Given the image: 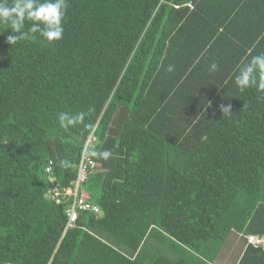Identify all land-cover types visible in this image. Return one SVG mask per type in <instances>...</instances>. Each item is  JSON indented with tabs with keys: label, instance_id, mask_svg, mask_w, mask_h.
Returning <instances> with one entry per match:
<instances>
[{
	"label": "trees",
	"instance_id": "obj_1",
	"mask_svg": "<svg viewBox=\"0 0 264 264\" xmlns=\"http://www.w3.org/2000/svg\"><path fill=\"white\" fill-rule=\"evenodd\" d=\"M63 24L14 47L0 24V264H214L232 231L264 235V100L234 83L264 0H68ZM90 136L112 152L79 186L100 211L69 222Z\"/></svg>",
	"mask_w": 264,
	"mask_h": 264
},
{
	"label": "clouds",
	"instance_id": "obj_2",
	"mask_svg": "<svg viewBox=\"0 0 264 264\" xmlns=\"http://www.w3.org/2000/svg\"><path fill=\"white\" fill-rule=\"evenodd\" d=\"M68 9V0H0V24L10 25L11 33L6 36V43L14 47L20 40L27 38L29 33L39 34L48 43L59 41L63 38L65 18ZM26 22L30 25L24 31ZM3 31H0L2 34ZM250 59L245 58L238 67L234 76V83L237 89L243 93L249 88H255L260 95L258 99L264 100V52L256 55L251 54ZM210 72L219 70L217 62L213 61L208 66ZM168 72L173 71V66L167 67ZM230 105H221L220 111L223 115H232ZM93 109L88 112L80 111L75 114L68 112L58 113L57 119L60 128L70 130L78 125H85L86 116L90 115ZM88 127V125H85ZM85 155L91 158H98L107 161L112 152L108 149L91 147L85 149ZM60 168H71L72 162L61 159L58 161Z\"/></svg>",
	"mask_w": 264,
	"mask_h": 264
},
{
	"label": "built area",
	"instance_id": "obj_3",
	"mask_svg": "<svg viewBox=\"0 0 264 264\" xmlns=\"http://www.w3.org/2000/svg\"><path fill=\"white\" fill-rule=\"evenodd\" d=\"M91 137V136H90ZM89 137V138H90ZM91 144H89L88 140L85 143V146L82 150L81 159L79 162V170L76 180L74 181L75 187L74 189V202L71 206V208L67 211V215L69 217V222L74 221L78 216V211H93L94 213H98L99 207L95 203L91 202L87 198H85L83 195L79 194V186L84 182L88 177V170L94 165V160L91 157H87L85 155V149L89 148ZM47 170H50V167L47 168ZM52 191L55 192V194H58L56 189L53 187ZM245 244H253V245H261L264 249V235H246V242Z\"/></svg>",
	"mask_w": 264,
	"mask_h": 264
},
{
	"label": "rangeland",
	"instance_id": "obj_4",
	"mask_svg": "<svg viewBox=\"0 0 264 264\" xmlns=\"http://www.w3.org/2000/svg\"><path fill=\"white\" fill-rule=\"evenodd\" d=\"M94 136H91L88 139L89 144L94 143ZM83 195V194H82ZM245 239L243 236L238 235L235 231H232L224 246L222 247L219 255L217 256L216 260L214 261V264H230V260L234 261L238 255V253L242 250V247L244 245ZM233 247V252L232 248Z\"/></svg>",
	"mask_w": 264,
	"mask_h": 264
},
{
	"label": "crops",
	"instance_id": "obj_5",
	"mask_svg": "<svg viewBox=\"0 0 264 264\" xmlns=\"http://www.w3.org/2000/svg\"><path fill=\"white\" fill-rule=\"evenodd\" d=\"M244 242H245V241H244ZM245 247H246V244L244 243V245H243V247H242V250L238 253V255H237V257H236V259H235L234 261H231V260H230V264H238L239 259H240V256H241V254L243 253ZM231 249H232L231 252H233V250H234L233 247H232ZM215 260H216V259H215ZM262 264H264V263H262Z\"/></svg>",
	"mask_w": 264,
	"mask_h": 264
}]
</instances>
